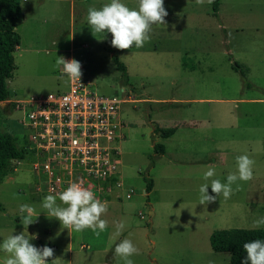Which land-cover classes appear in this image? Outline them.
<instances>
[{"label":"rangeland","instance_id":"374dc122","mask_svg":"<svg viewBox=\"0 0 264 264\" xmlns=\"http://www.w3.org/2000/svg\"><path fill=\"white\" fill-rule=\"evenodd\" d=\"M109 2L23 0L24 17L17 27L21 43L14 54L16 70L8 80L11 97L5 105L9 112L0 105V132L12 134L23 144L27 133L14 102L65 93L69 80L62 66H56V59L74 58L82 65V77L91 80L98 93L122 98L126 89L132 96L133 103L122 105L120 111L127 125L121 168L126 188L134 189L135 194L131 200L122 193L112 196L102 217L108 227L99 236L90 229L68 231L42 208L47 195L33 190L36 181L29 161L12 163L0 183V243L25 230L29 238L36 237L30 243L54 250L48 264L57 258L60 264H123L115 256V247L129 238L139 249L131 257L134 264H229V253L213 251L211 235L217 230L264 229L254 225L264 217V0H221L218 16L208 0L203 4L164 0L166 24L153 25L151 39L142 48L128 50L112 47L111 33H95L87 22L90 7L100 9ZM121 2L138 8V0ZM112 51L126 65L129 85L123 84ZM235 63L245 72L250 87ZM145 99L197 101L171 106ZM181 119L197 120L196 128L208 129L214 140L209 149L224 154L217 160V156L208 157L212 163L216 160L214 178L226 183L229 173L236 171V158L248 155L255 161L253 179L233 184L227 200L221 194L214 203L200 205L199 188L205 181L191 170L192 164L168 166L165 160L158 162L160 156L154 151L160 137L153 133L155 125L172 129ZM173 148L175 142L170 145L171 153ZM204 157L178 150V160L185 162ZM159 163L157 190L147 198L144 177L152 179L150 170ZM208 191L214 195L210 187ZM22 204L35 209L27 231L21 224L26 215L19 210ZM121 221L125 228L116 237L115 224ZM7 255L0 251V264Z\"/></svg>","mask_w":264,"mask_h":264},{"label":"built area","instance_id":"2783aa9c","mask_svg":"<svg viewBox=\"0 0 264 264\" xmlns=\"http://www.w3.org/2000/svg\"><path fill=\"white\" fill-rule=\"evenodd\" d=\"M122 91V98L102 95L81 77L69 81L65 93L14 102L22 114L20 124L27 133L22 147L28 155L12 163L29 161L37 194L58 195L70 182H78L101 202L117 193L133 198L135 190L126 188L121 168L127 125L120 114L122 105L133 99Z\"/></svg>","mask_w":264,"mask_h":264},{"label":"clouds","instance_id":"9594fccd","mask_svg":"<svg viewBox=\"0 0 264 264\" xmlns=\"http://www.w3.org/2000/svg\"><path fill=\"white\" fill-rule=\"evenodd\" d=\"M208 2L212 3V0ZM196 3L203 4L204 0H196ZM167 15L164 0H138V8L135 9L128 7L121 0H110L100 9L90 7L87 10V22L95 33H111L112 47L128 50L133 46L142 48L151 39L152 26L165 25ZM56 66H62V73L69 81H80L82 65L76 59L66 60L65 57L59 56L56 59ZM254 164L255 161L248 155L238 156L236 171L229 173L226 183L214 178L215 167L208 165L203 173L205 183L199 188L200 205L214 203L221 194L224 199H229L233 194V184L238 180L248 182L253 179ZM209 187L214 195L209 194ZM236 190H239V185ZM41 206L47 211L48 216L59 220L68 231L83 232L90 229L99 236L108 227V221L102 218L108 211L107 201L101 202L92 191L78 182H70L58 195H47ZM19 210L21 213H26L21 224L27 231L28 226L33 223L32 216L35 209L29 204H22ZM254 225L264 226V217L256 219ZM124 228V222H116L113 235L119 237ZM29 237L28 232L26 235L24 230L20 234H10L3 239L0 243V251L8 254L3 264H48L49 258L54 256V250L48 246L36 247L30 243V239L36 237ZM243 249L246 256L241 264H264V240L247 242L243 245ZM138 254L139 249L129 238L120 240L115 247V256L120 258L123 264H134L131 257ZM60 260L53 259L51 264H60Z\"/></svg>","mask_w":264,"mask_h":264},{"label":"trees","instance_id":"16d2710c","mask_svg":"<svg viewBox=\"0 0 264 264\" xmlns=\"http://www.w3.org/2000/svg\"><path fill=\"white\" fill-rule=\"evenodd\" d=\"M221 0H212L213 12L218 16ZM23 0H0V103L10 100L11 94L8 87V80L16 70L15 56L21 43V36L17 32V27L23 21ZM112 60L117 70L121 73L124 85H129L130 79L126 65L112 51ZM237 70L242 75L246 86L250 87L246 74L240 70L241 66L235 63ZM154 135L168 138L175 132V128L162 129L155 125ZM156 156L165 153V147L161 144H154ZM28 153L19 145L12 134L0 132V183L11 171L12 161L26 159ZM146 183V197H149L154 182L149 177H144ZM0 207L2 204L0 203ZM260 239L264 240V229H229L217 230L211 235V247L216 253H229L231 255L229 264H241L246 253L243 245L247 242Z\"/></svg>","mask_w":264,"mask_h":264},{"label":"crops","instance_id":"0c3cea01","mask_svg":"<svg viewBox=\"0 0 264 264\" xmlns=\"http://www.w3.org/2000/svg\"><path fill=\"white\" fill-rule=\"evenodd\" d=\"M44 0H41V2H43ZM23 10V8H22ZM19 48V47H18ZM18 50V49H17ZM197 100H177V99H171V100H146L144 102L147 103H158V104H163V103H171V106H176V105H191V104H195ZM7 102H1L0 105L4 108L5 111L9 112L8 109H6V105ZM197 120H193L191 122H186L184 119H181L179 121L178 124V120L176 121V128H175V132L172 136L168 137V138H160L157 137L156 138V143H159L161 145H163L162 143H164V147H165V153L163 155H161L158 158V162H161L163 160H165L167 162L168 166H181L183 167L185 164H192V166L194 167L193 169H191L192 171H196V173H198L197 175H200L203 178V173L207 170V166L208 165H216V160L219 156H224V154L222 153V151L220 150H214L213 148L209 149V144L213 147L212 142H214L213 138H210V136L207 134V130H203V131H199V129H197L196 127H198V122H196ZM187 124V125H186ZM186 127L188 126L189 128H195L196 130H190L188 128H181V127ZM154 133V132H153ZM163 141V142H162ZM172 142H175V148H173V152H170V145L172 144ZM196 144L197 146L194 147H190V145L192 144ZM179 147V148H178ZM178 150L184 153H191L194 154L195 156H203L205 155V159L200 158V159H193L191 161H187L185 162L184 160H178ZM221 152V153H220ZM210 156H217L215 157V163H212L208 157ZM159 168L162 167L159 164H155V166L150 170V173H154L152 175V180L154 182V186L153 189L151 191L150 194H153L156 192L157 190V176L156 174H159ZM154 171V172H153ZM149 173V175H150ZM125 181V180H124ZM126 185V183H125ZM146 185V183H145ZM146 193V192H145ZM131 200V199H128ZM151 215L155 216L156 213L154 212V210L151 208ZM123 212L124 209H122Z\"/></svg>","mask_w":264,"mask_h":264}]
</instances>
